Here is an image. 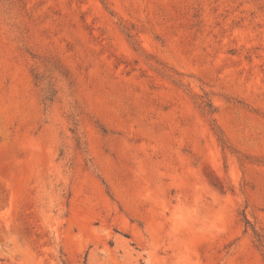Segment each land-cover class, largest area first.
Returning a JSON list of instances; mask_svg holds the SVG:
<instances>
[{"label": "rangeland", "instance_id": "1", "mask_svg": "<svg viewBox=\"0 0 264 264\" xmlns=\"http://www.w3.org/2000/svg\"><path fill=\"white\" fill-rule=\"evenodd\" d=\"M0 264H264V0H0Z\"/></svg>", "mask_w": 264, "mask_h": 264}, {"label": "trees", "instance_id": "2", "mask_svg": "<svg viewBox=\"0 0 264 264\" xmlns=\"http://www.w3.org/2000/svg\"><path fill=\"white\" fill-rule=\"evenodd\" d=\"M45 101H52V98L51 97H47V98H45Z\"/></svg>", "mask_w": 264, "mask_h": 264}]
</instances>
